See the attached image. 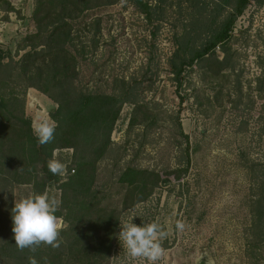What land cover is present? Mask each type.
I'll return each instance as SVG.
<instances>
[{
  "label": "rangeland",
  "instance_id": "1",
  "mask_svg": "<svg viewBox=\"0 0 264 264\" xmlns=\"http://www.w3.org/2000/svg\"><path fill=\"white\" fill-rule=\"evenodd\" d=\"M33 5L34 0H0V51L14 60L28 50L25 37L35 32ZM235 6L236 0H90L88 9L69 21L77 85L111 93L123 79L134 92L122 104L111 147L93 173L90 167L82 173L73 163L72 148L55 149L52 159L65 163L66 171L43 191L60 207L59 184L67 175H94L98 206L116 219L96 256H103L101 264H149L130 258L119 237L120 226L133 216L137 225L155 221L167 232L156 264H264V243L254 241L250 230L252 201L264 194V0H249L235 18L223 44L232 58L228 67L218 71L216 65L209 69L194 62L178 87L169 66L179 43L185 51L180 56L188 57L222 30ZM221 49L216 47V55L224 60ZM6 83L0 95L19 94L32 130L50 118L56 103L46 95L17 79ZM128 167L158 174L143 200L137 198L139 189L118 182ZM38 173L32 176L39 181ZM8 179L0 175L1 245L11 234L10 198L19 202L34 191L30 183ZM58 220L60 229L68 227ZM177 221L185 224L183 231L176 230ZM98 235L106 236L101 229ZM55 264L77 263L62 255Z\"/></svg>",
  "mask_w": 264,
  "mask_h": 264
},
{
  "label": "trees",
  "instance_id": "2",
  "mask_svg": "<svg viewBox=\"0 0 264 264\" xmlns=\"http://www.w3.org/2000/svg\"><path fill=\"white\" fill-rule=\"evenodd\" d=\"M133 1L141 3V0ZM89 2L34 0L32 20L35 32L25 37L23 46L28 50L18 60L0 51V89L11 79H17L25 84V88H34L56 103V108L48 114L57 125L54 139L40 145L33 133L31 120L24 114L19 94L12 92L8 99L0 95V110L5 113L0 116V175L6 179L10 177L12 184H32L33 193L43 194L48 182L61 181L60 176L52 174L48 167L43 171V167L53 158L55 149L72 148L73 163L82 173L89 167L93 173L96 162L104 158L111 147L110 134L122 104L134 97L132 88L123 79L117 81V89L111 93L83 91L77 85L78 59L72 52L69 21L76 17V13L88 9L86 6ZM248 2L236 0L235 11L223 21L222 30L208 39L204 46L194 48L188 57L180 56L179 52L185 51L179 43L169 59L170 73L178 87L182 84L183 72L194 62L210 65L209 69L216 65L218 71L229 66L232 58L223 44L231 37L234 20ZM220 45L224 60H219L216 55L215 49ZM14 104H21L20 109L8 111L9 106ZM186 160L189 163L188 158ZM37 165L41 166L40 171L36 169ZM183 171L186 168L182 171L178 169L177 175ZM36 173L42 175L39 181L32 176ZM122 174L118 182L139 189L137 198L142 195L141 200L148 196L149 190L159 180L158 174L147 169L128 167ZM22 175L31 176L25 179ZM67 178L59 184L61 200L56 215L68 225L60 229L59 247L41 243L20 249L15 245L11 228L7 242L0 244V264H55L62 255L77 264H101L99 259L103 260V256H96L109 242L108 236L115 229L116 219L111 212L98 206L97 191L93 188L94 175H67ZM252 204L254 225L250 230L253 240L261 244L264 243V194H260ZM13 206L10 198L6 209L11 227ZM100 229L106 234L103 239L98 235Z\"/></svg>",
  "mask_w": 264,
  "mask_h": 264
},
{
  "label": "clouds",
  "instance_id": "3",
  "mask_svg": "<svg viewBox=\"0 0 264 264\" xmlns=\"http://www.w3.org/2000/svg\"><path fill=\"white\" fill-rule=\"evenodd\" d=\"M56 122L44 118L36 122L33 132L40 145L50 143L54 139ZM48 170L54 175H62L66 171L65 163L58 159H51L47 164ZM59 202L47 193H32L14 203L11 209L12 231L15 245L20 248H32L41 243L53 248L59 247V232L61 224L56 215ZM133 216L129 222L120 226L119 237L125 246L127 255L132 258H142L149 264L156 262L163 256L162 241L167 232L158 222L137 225L133 223ZM176 230L183 231L185 224L176 222Z\"/></svg>",
  "mask_w": 264,
  "mask_h": 264
},
{
  "label": "crops",
  "instance_id": "4",
  "mask_svg": "<svg viewBox=\"0 0 264 264\" xmlns=\"http://www.w3.org/2000/svg\"><path fill=\"white\" fill-rule=\"evenodd\" d=\"M34 117L37 119V118L39 117V114L35 115ZM35 118H34V119H35Z\"/></svg>",
  "mask_w": 264,
  "mask_h": 264
},
{
  "label": "built area",
  "instance_id": "5",
  "mask_svg": "<svg viewBox=\"0 0 264 264\" xmlns=\"http://www.w3.org/2000/svg\"><path fill=\"white\" fill-rule=\"evenodd\" d=\"M70 172H73V169H71V171Z\"/></svg>",
  "mask_w": 264,
  "mask_h": 264
}]
</instances>
